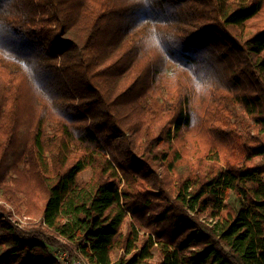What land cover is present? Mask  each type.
I'll list each match as a JSON object with an SVG mask.
<instances>
[{
	"label": "trees",
	"instance_id": "1",
	"mask_svg": "<svg viewBox=\"0 0 264 264\" xmlns=\"http://www.w3.org/2000/svg\"><path fill=\"white\" fill-rule=\"evenodd\" d=\"M0 85V264H264V0H0Z\"/></svg>",
	"mask_w": 264,
	"mask_h": 264
},
{
	"label": "rangeland",
	"instance_id": "2",
	"mask_svg": "<svg viewBox=\"0 0 264 264\" xmlns=\"http://www.w3.org/2000/svg\"><path fill=\"white\" fill-rule=\"evenodd\" d=\"M173 69L169 71L172 74ZM1 86V85H0ZM1 88V87H0ZM2 90H0L1 95ZM23 140L20 141V145ZM17 148V150L20 148ZM23 148V147H22ZM13 158L9 161L8 165L13 163ZM16 170L23 169L22 165L18 163L15 164ZM91 176L90 171H86L79 176L80 180H87ZM5 183L0 186V205L5 207L6 212L8 213L9 219L12 220L14 224L17 225L22 230L26 229H42V214L41 206L43 205L42 201V192L33 186L27 185L26 180L23 178H18L17 173L14 168H10L6 173L5 178L3 179ZM9 186V187H8ZM6 187H8L6 189ZM5 197H11V203H7ZM131 218H127L124 227L123 233H126L129 230ZM207 224H211L213 219L205 216L201 219ZM138 245L145 240L144 231L138 230ZM64 247H58L57 250H54V256L62 264H92L85 258H83L79 253L75 252L74 247L69 243H63ZM122 253V252H121ZM154 261H158L160 258V252L158 247L153 248Z\"/></svg>",
	"mask_w": 264,
	"mask_h": 264
},
{
	"label": "clouds",
	"instance_id": "3",
	"mask_svg": "<svg viewBox=\"0 0 264 264\" xmlns=\"http://www.w3.org/2000/svg\"><path fill=\"white\" fill-rule=\"evenodd\" d=\"M157 42H158V40H157Z\"/></svg>",
	"mask_w": 264,
	"mask_h": 264
}]
</instances>
